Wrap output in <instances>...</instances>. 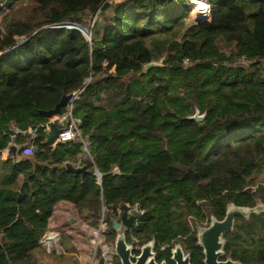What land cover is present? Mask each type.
<instances>
[{"label":"trees","instance_id":"16d2710c","mask_svg":"<svg viewBox=\"0 0 264 264\" xmlns=\"http://www.w3.org/2000/svg\"><path fill=\"white\" fill-rule=\"evenodd\" d=\"M208 2L210 21L183 29L189 0H0V152L35 148L18 162L0 156V264H38L32 252L62 201L93 227L103 208L139 203L126 241L153 240L167 264L175 244L202 264L197 226L228 204H264V178L253 180L264 171V0ZM63 23L91 41L54 27ZM84 86L72 115L91 160L79 140L49 145L40 113ZM223 239L222 259L264 264V211L237 216Z\"/></svg>","mask_w":264,"mask_h":264},{"label":"water","instance_id":"95a60500","mask_svg":"<svg viewBox=\"0 0 264 264\" xmlns=\"http://www.w3.org/2000/svg\"><path fill=\"white\" fill-rule=\"evenodd\" d=\"M50 26H44L38 30H36L33 34L29 37H17L15 38V43L12 47L8 48L6 51L12 50L28 40L30 37L35 35L42 29L48 28ZM56 28L61 27H71L78 29L82 32L81 26L76 24H72L71 26L68 25H54ZM83 33V32H82ZM84 34V33H83ZM90 36L86 37L88 41H91V33L89 32ZM161 65L159 62H149L144 65V70H148L151 67ZM89 81V79H87ZM85 86L79 91L82 92ZM73 102V94L63 95L59 102L49 110H41L40 113L48 119H52L53 117L60 114V110L70 103ZM205 114H200L199 110H196L193 115L189 116V119H193L197 122H200L204 119ZM80 122V120H77ZM50 135L47 137V143L49 145H53L56 143V139L58 134L62 131L59 128L58 124L54 121H51L50 124ZM17 132L15 130H11V136H15ZM14 146H9L8 151L13 152ZM65 167L68 171L73 173H89L85 165L82 166H75L72 163L67 162ZM115 173H119V168H114ZM100 178L105 174L98 173ZM259 204V203H258ZM258 204L254 207H245V206H237L234 204H228L225 216L223 219L218 220L215 217H210V222L208 225L199 227L196 229V238L197 244L203 250V260L202 264H240L238 261H234L231 258L222 259L224 255L223 247H224V239L223 235L229 231L233 230L235 218L237 216L248 217L250 214H259L264 211V204L258 206ZM133 215L126 216L123 213L120 216L119 220H115L111 218L112 228L116 232L115 239H114V252L115 256L118 258L120 264H167L165 260L161 262H157L155 259V252L154 248V241L150 240L144 243L141 248L139 249L138 254L134 253L132 245L127 243L125 232L127 229H130L133 226ZM170 260L174 264H192L190 260V256L188 253L183 251V248L180 244H175L174 247L171 249L170 252ZM97 264H103V259L98 258Z\"/></svg>","mask_w":264,"mask_h":264},{"label":"built area","instance_id":"2783aa9c","mask_svg":"<svg viewBox=\"0 0 264 264\" xmlns=\"http://www.w3.org/2000/svg\"><path fill=\"white\" fill-rule=\"evenodd\" d=\"M189 8L190 12L188 18L194 20L195 24L198 22L210 21L211 9L208 0H189ZM184 62L186 63L187 60H184ZM72 94L74 101L75 99H77L79 92H75ZM65 108L66 110L63 114L53 117L45 125H43V127L45 128L46 132H50V122H56L59 128H61L62 130L57 136L56 143L73 142L79 140L83 144V147L91 160V156L89 155L87 149L88 142L85 138H82L80 130L78 128L79 122L72 115L73 102L67 105ZM28 131L31 133V130ZM16 132L18 133L19 131ZM9 146H14L15 149L13 150V152L8 151ZM8 147L0 152V156L5 158L11 157L13 162H18L22 157L30 156L35 152V148L31 144L26 145L24 148L21 149V147L13 141L9 143ZM76 166L82 165L80 163H77ZM96 179L97 182L100 183V176L98 173H96ZM105 211H110L112 214H114L116 216V218H114L115 220H119L120 216L123 213H125L126 216L133 215V226L127 230H131L133 227H135L144 214V211L140 207L139 203L117 204L114 208L110 210L107 208H103L101 215L98 219V227L94 231L93 238L90 241L91 247L93 248L91 264H97L98 258L103 259V264H114V246L112 244L110 245L104 240V236H107V234L111 232V228L109 227L105 219ZM58 237L59 234L57 232H46L42 235L40 239V244L43 247H46V249H50L51 247H54V245L57 246L56 242L58 241ZM134 241L135 243L138 242L136 239H134Z\"/></svg>","mask_w":264,"mask_h":264},{"label":"rangeland","instance_id":"374dc122","mask_svg":"<svg viewBox=\"0 0 264 264\" xmlns=\"http://www.w3.org/2000/svg\"><path fill=\"white\" fill-rule=\"evenodd\" d=\"M114 1L120 2L121 0H108L109 3H114ZM72 24L63 23V25L68 26ZM187 24L190 26L195 24V22L188 18ZM81 30L85 37L90 36L87 29L82 27ZM219 45L224 51H229V48L223 43ZM263 178L264 171L254 176L253 180L260 182ZM261 205L263 204H258V206ZM72 206L69 202H60L55 206L45 233L52 231L59 234L58 241L56 242L57 246L54 245V247L46 249V247L41 245L35 249L32 252V258L38 264H91L93 248L91 247L90 241L98 225L97 227H93L91 224L85 222L79 217L76 209ZM203 226H206V224L197 226V228ZM104 240L114 246L113 242L107 241L106 235L104 236ZM132 248L133 250H139L141 247L132 245ZM113 263L117 264L115 259Z\"/></svg>","mask_w":264,"mask_h":264},{"label":"crops","instance_id":"0c3cea01","mask_svg":"<svg viewBox=\"0 0 264 264\" xmlns=\"http://www.w3.org/2000/svg\"><path fill=\"white\" fill-rule=\"evenodd\" d=\"M122 1V0H121ZM120 1V2H121ZM119 1H114V3H118ZM188 18L185 20V22H184V27H183V29H185V28H187L188 27ZM149 43V42H148ZM47 133L50 135V132H48L47 131ZM63 202H65V201H62L61 203H63ZM60 203V202H59ZM70 205H72V204H70ZM73 207V206H72Z\"/></svg>","mask_w":264,"mask_h":264}]
</instances>
